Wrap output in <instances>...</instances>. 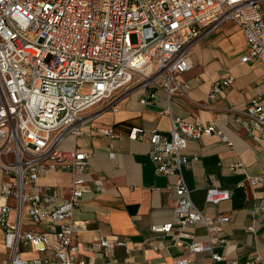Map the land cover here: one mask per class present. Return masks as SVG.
<instances>
[{
  "label": "built area",
  "instance_id": "built-area-1",
  "mask_svg": "<svg viewBox=\"0 0 264 264\" xmlns=\"http://www.w3.org/2000/svg\"><path fill=\"white\" fill-rule=\"evenodd\" d=\"M227 22L243 32L247 50L241 61L264 62V0H0V172L5 177L0 187L5 200L0 204V227L10 250L9 264L28 263L20 257V244L40 252L50 248L55 264H82L77 261L80 246L74 235L79 223L73 214L83 197L90 155L63 149L62 144L67 136L82 134L85 111L110 100L135 79L165 90L161 113L171 120L169 131L154 129L146 134L133 128L129 133L131 139H147L157 174L176 176L174 219L151 230L169 233L176 227L177 235L188 236L184 228L202 224L208 241L186 243V249L210 251L213 262L223 259L213 247L226 242L220 224L229 217H206L193 203L183 178V168L197 159L185 153L187 142L215 131V126L173 115L168 100L188 87L179 73L190 68V47ZM231 81L230 76L215 80L209 97ZM262 95L264 91L242 110L248 120L247 134L258 140L264 130ZM152 97L154 92H148L140 102L151 104ZM90 133L114 136L111 127ZM220 138L230 144L226 135ZM108 155L113 158L114 152ZM57 170L71 174L66 192L37 184L40 176ZM246 178L253 185L264 184V178ZM230 197L231 189L211 182L205 201L218 204ZM24 209L34 223L48 219L57 224L53 242L49 232L22 228ZM122 243L98 238L88 248ZM50 263L46 257L31 260V264ZM187 263V257L178 260V264ZM244 264H264V260Z\"/></svg>",
  "mask_w": 264,
  "mask_h": 264
},
{
  "label": "crops",
  "instance_id": "crops-1",
  "mask_svg": "<svg viewBox=\"0 0 264 264\" xmlns=\"http://www.w3.org/2000/svg\"><path fill=\"white\" fill-rule=\"evenodd\" d=\"M246 50L243 32L233 22L194 43L187 58L190 68L179 73L180 80L188 87L168 100L173 115L215 126V131L187 142L185 153L197 159L190 160L183 168V178L193 203L206 217L217 214L229 217L220 224L226 242L213 247V252L221 254L223 259L213 262L210 251L190 253L186 249V243L208 241L202 224L184 228L188 236L177 235L176 227L169 233L151 230L153 225L174 219L176 176L157 174L149 157L147 139H131L129 133L133 128H140L146 134L154 129L169 131L171 120L169 115L161 113L166 104L165 90L145 86L135 79L110 100L85 111L83 116L87 121L82 134L69 135L62 144L63 149L82 150L90 155L83 197L73 214L79 223L74 235L80 246L78 262L178 264L182 257L188 258L187 264H244L249 260H264V184L253 185L246 178H264V130L260 131L259 140L248 135L245 130L248 120L242 112L252 97L264 91V62L256 58L241 61ZM226 76L232 78L231 83L210 98L212 83ZM148 92H154L152 103H141ZM261 100L264 102V95ZM236 118L241 120L236 122ZM103 127H111L114 136L90 133ZM221 134L228 137L230 144L221 140ZM109 152H114L113 158ZM237 163L242 165L233 169ZM4 181L0 172V187ZM70 181L68 170H57L40 176L36 182L65 191ZM211 182L231 189V197L218 204L207 203L205 194ZM3 202L4 198L0 197V204ZM8 202L15 203L13 198ZM10 217L15 219L13 211ZM21 225L24 230L49 232L51 242L54 241L57 224L48 219L34 223L24 209ZM98 238L123 243L90 250L88 246ZM18 252L27 264L37 257L49 258L50 264H55L50 248L40 252L20 244ZM9 261L10 250L0 227V264Z\"/></svg>",
  "mask_w": 264,
  "mask_h": 264
},
{
  "label": "rangeland",
  "instance_id": "rangeland-1",
  "mask_svg": "<svg viewBox=\"0 0 264 264\" xmlns=\"http://www.w3.org/2000/svg\"><path fill=\"white\" fill-rule=\"evenodd\" d=\"M135 40V37L132 35V41H134Z\"/></svg>",
  "mask_w": 264,
  "mask_h": 264
}]
</instances>
